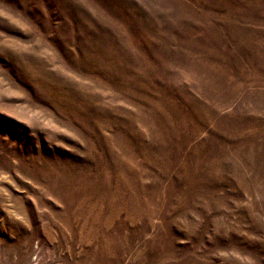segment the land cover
I'll return each mask as SVG.
<instances>
[{
	"label": "rangeland",
	"instance_id": "1",
	"mask_svg": "<svg viewBox=\"0 0 264 264\" xmlns=\"http://www.w3.org/2000/svg\"><path fill=\"white\" fill-rule=\"evenodd\" d=\"M0 264H264V0H0Z\"/></svg>",
	"mask_w": 264,
	"mask_h": 264
}]
</instances>
